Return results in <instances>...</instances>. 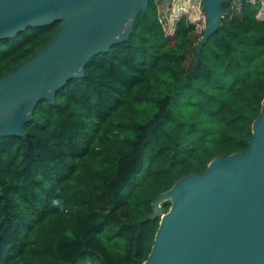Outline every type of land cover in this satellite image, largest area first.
Masks as SVG:
<instances>
[{
  "label": "trees",
  "instance_id": "16d2710c",
  "mask_svg": "<svg viewBox=\"0 0 264 264\" xmlns=\"http://www.w3.org/2000/svg\"><path fill=\"white\" fill-rule=\"evenodd\" d=\"M158 1L87 59L82 80L39 99L22 137L0 136V264H140L156 194L246 149L264 98L261 1L224 0L198 52L202 29L181 12L167 31ZM58 25L0 39V75Z\"/></svg>",
  "mask_w": 264,
  "mask_h": 264
},
{
  "label": "water",
  "instance_id": "95a60500",
  "mask_svg": "<svg viewBox=\"0 0 264 264\" xmlns=\"http://www.w3.org/2000/svg\"><path fill=\"white\" fill-rule=\"evenodd\" d=\"M223 1L200 0L205 24L196 52L217 29ZM146 6L147 0H0V39L59 20L42 46L0 75V136L22 137L37 101L53 103L66 80H82L87 59L122 43ZM157 214L140 264H264V98L246 149L214 155L202 171L176 178L152 199L148 217Z\"/></svg>",
  "mask_w": 264,
  "mask_h": 264
},
{
  "label": "rangeland",
  "instance_id": "374dc122",
  "mask_svg": "<svg viewBox=\"0 0 264 264\" xmlns=\"http://www.w3.org/2000/svg\"><path fill=\"white\" fill-rule=\"evenodd\" d=\"M261 1V6L258 10L257 15H264V0ZM200 0H167L158 1V10L160 17L163 20L165 29L168 31L169 25L176 16L181 12H184L188 18L194 22L197 30L202 29L205 24V19L203 15V9L199 6Z\"/></svg>",
  "mask_w": 264,
  "mask_h": 264
}]
</instances>
